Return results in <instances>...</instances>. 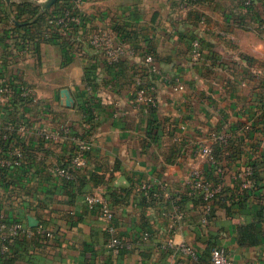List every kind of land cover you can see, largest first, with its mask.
<instances>
[{"label": "crops", "instance_id": "1", "mask_svg": "<svg viewBox=\"0 0 264 264\" xmlns=\"http://www.w3.org/2000/svg\"><path fill=\"white\" fill-rule=\"evenodd\" d=\"M47 1L0 4V85L14 88L0 96V129L12 124L25 153L20 166L0 167V214L42 227L15 240L0 264H212L214 248L234 264H264L263 0L250 8L239 0H61L59 9L68 1L79 18L69 28L35 22V6L55 11V4L44 8ZM26 3L20 21L28 24L15 28ZM97 31L136 54L110 61L90 43ZM147 53L158 73L142 61ZM148 81L154 104L135 94ZM49 132L60 138L47 139ZM220 132L231 136L219 147L222 175L196 155ZM73 135L90 149L70 185L55 168L68 163ZM249 166L252 185L231 190ZM195 169L226 190L205 209L191 192ZM92 192L109 195L115 232L87 205ZM113 237L125 244L120 251L109 246ZM170 239L190 243L199 259L162 250Z\"/></svg>", "mask_w": 264, "mask_h": 264}, {"label": "built area", "instance_id": "2", "mask_svg": "<svg viewBox=\"0 0 264 264\" xmlns=\"http://www.w3.org/2000/svg\"><path fill=\"white\" fill-rule=\"evenodd\" d=\"M244 8H250L254 5L255 0H239ZM79 18L71 10H64L61 13L53 14L49 20V23L54 26H60L69 28L72 26V23L78 21ZM260 29L264 35V18L260 23ZM90 43L95 48L103 51L108 59L112 62H117L124 54L135 55L136 52L127 43L125 40H122L121 43L116 44L112 36L104 31H97L90 37ZM192 54L194 59H199L202 54V45L201 42L196 39L192 45ZM141 59L144 63L148 64L151 67L153 73H158V69L155 65V58L152 54L147 53L141 55ZM176 86L175 89L183 90L185 88L184 84L179 78H175ZM142 85L137 89L136 97L138 100L145 101L148 103H155V87L154 85L140 84ZM14 92V88L8 83L0 85V96L8 95ZM21 95L25 98H28L32 101H37L36 96L30 88L27 86H21L20 88ZM14 127L12 124H9L5 129H0V138L11 143L9 151L0 154V167H7L10 165L20 166L24 159V150L16 145V140L11 142V135ZM59 133L49 132L44 135L49 140H58ZM230 134L226 132H220L213 134V144H227L230 139ZM71 140L75 143V150L70 156L68 163L64 166H57L55 168V174L65 180H72L75 177V173L83 168L86 165V153L90 149V144L81 139L77 135L71 136ZM213 144L203 145L196 152L198 157L203 158L209 164L217 165V161L214 155ZM219 174H223L224 170L221 166L217 165L216 168ZM192 186L191 192L193 195L198 198H202L205 201L212 200L214 196L220 192L223 188L222 183L214 184V181L208 174H205L202 170L195 169L192 172ZM252 175L253 168L247 167L242 172L238 173V178L242 188L247 189L252 185ZM85 201L90 209H98L100 216L109 224V228L112 232H115L113 226L114 220V210L106 198V196L98 193L92 192L88 193L85 196ZM42 227L39 226L37 230L32 228L18 220H10L6 215L0 214V258H7L11 252L12 243L17 239H26L35 234L36 231H41ZM48 237H52L51 232H46ZM150 234L145 232L143 239H148ZM123 241L118 237H113L109 243V246L112 247L115 251H120L124 247ZM161 249L168 251L173 250L187 256H191L194 259H199V253L197 250L188 242H175L173 239L168 240L165 244L161 245ZM210 260L212 264H234L232 258L223 248H214L210 253Z\"/></svg>", "mask_w": 264, "mask_h": 264}, {"label": "trees", "instance_id": "3", "mask_svg": "<svg viewBox=\"0 0 264 264\" xmlns=\"http://www.w3.org/2000/svg\"><path fill=\"white\" fill-rule=\"evenodd\" d=\"M60 1L61 0H58L56 3H55V6H54V8H56L55 9V11H52L53 12V14H56V13H61V12H63L64 10H71L74 14H76L75 13V11H73V9L72 8H70L71 6H70V2H65L66 3V5L67 6H62L63 8H61V9H59V7H60ZM66 1V0H65ZM190 1H193V4H197V3H199L200 1H202V0H190ZM263 3H264V0H263ZM0 4H1V0H0ZM28 5V3H26V4H20V5H18V9H19V12L18 13H16L15 15V17H16V21H14V26H15V28H17V27H20L21 25H22V27L23 26H27L26 24H28V21H26V22H24L25 24L23 25V23L20 21L22 18H23V15H24V13L26 12H23L22 13V10H23V8L26 10V6ZM3 7V9H4V6H2ZM52 12H50V10L48 9V10H45V11H41L40 9H38V7L37 6H35L34 7V10H32V14H34V16L36 15V19H35V22H37V23H40V25H43V24H46V25H48V28L50 27L51 28V26H54V25H52V24H50L49 23V21H48V18H49V16H50V14L52 13ZM262 22V21H261ZM71 27H73V26H71ZM125 28H120V33H121V36L122 37H131V35H129V32H125V30H124ZM10 32V33H9ZM9 32L7 31V35H10V36H13V35H15V31H14V29H10L9 30ZM7 37H9V36H7ZM196 39H198L200 42H201V45H202V41H201V39L198 37V38H195L194 40H196ZM194 40H193V42H194ZM193 42H192V45H193ZM136 51V50H135ZM153 55V54H152ZM120 60H118L117 62H114V63H118ZM145 84H147V85H153L152 83H150L149 81L148 82H146ZM142 85H140L139 87H138V89L141 87ZM136 94V93H135ZM11 142L12 141H14V139H13V136L11 135ZM230 139H231V137H230ZM230 139L228 140V142H227V144L229 143V141H230ZM0 145H1V147L3 148V152L4 153H6L7 154V152L9 151V149H10V147H11V143H10V141L9 140H7V141H5V140H3L2 138H0ZM223 145H226V144H219V143H215V144H213V147H214V155H215V159H216V161H217V165H219L220 164V162H221V160H220V151H219V147L220 146H223ZM86 155H87V153H86ZM217 165H215V164H210V166H211V168L212 169H214L215 168V170H216V168H217ZM78 171L75 173V177H74V179H72V180H69L70 182H68L70 185H73L74 183H75V181H76V179L78 178ZM255 173H256V168H255V166H253V175H252V179H254V177L256 178V175H255ZM213 179V178H212ZM217 179V178H216ZM215 178L213 179V181H214V184H218V183H220V181H217ZM240 188H242L241 187V184L239 183V182H236L235 183V185H234V188H231V190H235V189H240ZM224 191H226L225 190V187L224 188H222V190L220 191V192H218L215 196H214V198L212 199V200H209V201H205L204 199H202V198H198L197 196V198H198V200H200V202H201V204L203 205V207H204V209H205V207H207V206H209V205H211V203L215 200V199H217L218 198V196L220 195V193H222V192H224ZM106 197H109V195L107 194V196Z\"/></svg>", "mask_w": 264, "mask_h": 264}, {"label": "water", "instance_id": "4", "mask_svg": "<svg viewBox=\"0 0 264 264\" xmlns=\"http://www.w3.org/2000/svg\"><path fill=\"white\" fill-rule=\"evenodd\" d=\"M58 0H48L45 4H44V8H49L52 5H54ZM37 224H31L32 227L36 226Z\"/></svg>", "mask_w": 264, "mask_h": 264}]
</instances>
